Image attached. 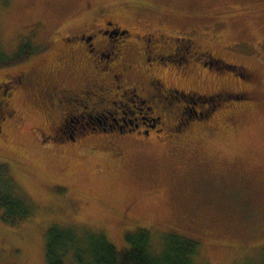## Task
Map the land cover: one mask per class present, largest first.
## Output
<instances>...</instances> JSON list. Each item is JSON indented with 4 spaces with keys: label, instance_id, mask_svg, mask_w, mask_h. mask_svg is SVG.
<instances>
[{
    "label": "rangeland",
    "instance_id": "rangeland-1",
    "mask_svg": "<svg viewBox=\"0 0 264 264\" xmlns=\"http://www.w3.org/2000/svg\"><path fill=\"white\" fill-rule=\"evenodd\" d=\"M121 6L127 10L118 18L123 28L151 33L166 45L195 42L234 65L205 69L195 63L185 73L182 61L165 63L156 75L166 84L203 95L225 89L242 98L233 95L207 117L196 115L206 100L199 106L188 96L161 101L167 116L160 123L167 127L185 102L180 122L188 133L173 142L163 135L161 143L118 140L119 157L101 133L76 142L43 141L41 133L59 127L63 112L36 106L21 93L17 116L0 121V171L31 215L17 226L0 216V264H47L43 236L50 226L102 234L117 249L137 229L147 231L155 247L164 234L175 233L199 241V264H258L264 252V0H0V76L55 59L60 35L86 26L93 12L117 15L112 10ZM20 49L26 55L11 61ZM75 56V63L49 75L50 83L82 87L83 58ZM135 79L145 86L144 78ZM160 108L148 113L145 105H124L123 121L153 123ZM113 119L90 113L68 115L67 122L76 129ZM183 130L165 134L174 139ZM130 202L135 224H122L117 219L128 214L112 209Z\"/></svg>",
    "mask_w": 264,
    "mask_h": 264
},
{
    "label": "flooded vegetation",
    "instance_id": "flooded-vegetation-1",
    "mask_svg": "<svg viewBox=\"0 0 264 264\" xmlns=\"http://www.w3.org/2000/svg\"><path fill=\"white\" fill-rule=\"evenodd\" d=\"M126 11L125 7L121 6L112 10V13H117L116 16L110 14L105 8L97 13H91L86 26L74 27L59 36L60 48L56 50L55 59L21 71L3 73L0 76V121L4 116H17L14 107L15 99L21 93L26 92L36 106L49 110L56 106L63 112V121L59 127L50 128L41 133V137H44L43 141L76 142L82 135L101 133L106 135L102 138L103 141L108 144L112 143L114 146L118 153L115 156H121L122 150H119L116 144L118 140L129 139L138 143L148 139V141L161 143L160 135H163L164 139L173 142L180 140L188 133L187 130L182 129L184 122H180L185 102L181 101V108H175L178 121L167 127L160 123L162 116H167L166 112H161L158 106L161 101L167 104L176 97L193 95V97H204L207 105L217 107L237 94L220 89L203 95L194 90L183 91L166 84L160 76L156 75L159 68L165 67V63H181L182 61L185 65V73H188L195 63L205 69L214 67V65L228 69V67L233 68L234 65L225 62L210 48L197 45L195 42H191L192 44L188 46H178L174 43L177 40H174L166 45V43L157 42L156 37L151 33L131 32L118 24L119 14ZM125 35L128 37L121 40L120 38ZM47 43L49 47L55 44L51 40ZM85 52L90 56H87ZM76 54L85 59H81L84 64L81 69L85 78L82 87H79L77 91H71L60 83H50L52 80L49 75L68 62L75 63ZM57 55L59 57H56ZM189 57H191L190 60ZM137 77L145 79L144 87L136 81ZM135 103L145 105L148 113H153L154 110L160 108L159 113L151 118L153 123L146 124L142 120L136 123L123 121L124 105L134 106ZM137 110L136 113L140 114V109ZM90 113L104 117L116 115L118 121L113 119V123L95 126L80 124L76 129H70L71 125L67 122L68 115L82 117ZM210 126L214 130L217 129L214 121ZM177 129L183 130V133L174 139L165 134ZM83 130L85 132L79 134ZM151 134L154 135L151 137ZM134 205V202H130L121 208L112 209L119 211L120 215L128 214V216L118 218V222L135 224L136 220L129 218L131 217L129 211Z\"/></svg>",
    "mask_w": 264,
    "mask_h": 264
},
{
    "label": "trees",
    "instance_id": "trees-1",
    "mask_svg": "<svg viewBox=\"0 0 264 264\" xmlns=\"http://www.w3.org/2000/svg\"><path fill=\"white\" fill-rule=\"evenodd\" d=\"M25 52V49H20L11 61L23 57ZM234 98L242 96L235 95ZM189 99L198 106L205 100L204 97L191 96ZM213 109V105H208L205 111H198L196 115L207 117ZM1 176L0 171V216L5 224L17 226L31 215V211ZM43 238L47 264H199V241L175 233L164 234L155 247L148 232L137 229L125 236V246L121 249L102 234L81 235L71 228L57 226L46 228ZM258 264H264V252Z\"/></svg>",
    "mask_w": 264,
    "mask_h": 264
}]
</instances>
